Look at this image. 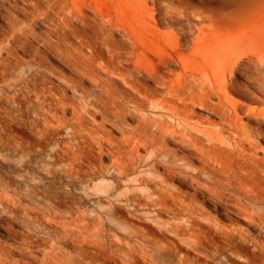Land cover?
Here are the masks:
<instances>
[{
  "label": "bare ground",
  "instance_id": "1",
  "mask_svg": "<svg viewBox=\"0 0 264 264\" xmlns=\"http://www.w3.org/2000/svg\"><path fill=\"white\" fill-rule=\"evenodd\" d=\"M25 1L53 27L45 34L27 28L12 32V47L34 45L35 38L44 48L37 47L40 60L30 62L36 71L26 76L24 90L48 106L51 126L40 132L59 121L71 127L77 144L63 145L58 156L51 155L58 178L42 184V201L30 213L33 229L17 233L8 245L0 243V264H10L15 253L42 264H109L112 256L120 264H137L140 254L161 264H171L168 258L176 255L181 264H203L213 257L233 264L241 256V242L253 246V257L243 264H264V155H259L264 133L243 121L245 103L235 97L247 95L252 81L264 94V28L252 27L260 23L248 11L257 0L226 2L237 4L234 11L212 0L200 5L177 0L211 22L196 34L162 29L163 19L180 22L185 11L177 7L172 14L169 9L170 16L158 19L149 0ZM45 49L59 54L63 66L50 62ZM54 79L64 86L61 92L52 85ZM69 88L81 100L69 97ZM70 107L74 114L69 117ZM197 108L209 109L210 115ZM263 111L249 107L247 114L261 116ZM133 112L138 119L130 124ZM215 114L220 126L212 119ZM108 122L120 130L119 137ZM104 141L117 156L113 166L120 178L107 191L108 210L101 194L100 207L91 209L80 193L90 191L98 172L84 144H99L103 150ZM25 151L32 153L29 147ZM124 180L146 190L121 192ZM199 193L207 194L214 207ZM122 202L129 213L165 218L167 230L181 242L170 238L162 246L136 233L121 236L108 227L107 218H119Z\"/></svg>",
  "mask_w": 264,
  "mask_h": 264
},
{
  "label": "rangeland",
  "instance_id": "2",
  "mask_svg": "<svg viewBox=\"0 0 264 264\" xmlns=\"http://www.w3.org/2000/svg\"><path fill=\"white\" fill-rule=\"evenodd\" d=\"M201 1L205 0H195V3L200 5L199 3ZM228 1L234 2V0H212V4L221 7L224 11L238 9L237 4L227 6L226 2ZM149 4L158 16V19H162V16L166 14L170 16L172 11L167 13L169 9L174 10L172 14H177L175 13L177 7L185 11L181 13L182 17L180 22L171 21L170 18L163 19L160 22L162 29H170L179 34L182 33L183 29H188L193 34H196L199 26H206L211 23L209 20L201 19L202 16L200 14L194 13V10L187 4L180 3L177 0H149ZM198 8L200 11H203V8L200 6ZM248 11L260 23H255L252 27L255 29L264 28V0H257L254 5L249 7ZM51 27H53V23L40 15L25 0H0V243L4 245L11 243L17 233L28 232L33 229L30 213L42 201L39 194L44 188L42 184L58 178L50 164L52 159L51 155L58 156L61 152L60 148L63 145L77 144L71 127H64L59 121H54V126L47 133L43 134L40 132V128H48L51 126V123L46 119L49 112L47 110L48 106L43 107L41 104L42 98L38 99L34 93L29 95L24 90L26 76L30 71L33 73L36 71L35 66H31L30 62L40 60L37 47L44 48L35 38L34 45H28L26 47H12L11 43V35L14 29H34L40 34H45L50 31ZM54 36L56 41L59 40L56 35ZM85 51L89 53L88 49H85ZM44 52L47 53L48 60L55 65L62 67L65 63L59 54L48 51L47 49ZM9 57L11 58L9 59ZM256 65L254 64L253 66V73L257 71ZM237 80L241 83L246 81L240 75L237 76ZM260 83L264 84V77L261 78ZM52 85L58 92H61L64 87L56 79L53 80ZM91 85V82H86L87 87H91ZM257 85L258 83L252 81L251 85L247 88V95L235 93V97L245 103L243 104L244 108L241 110L243 121L253 127H261L264 133V111L261 116L256 113L247 114L249 107H256L258 111L261 109L264 110V94L258 90ZM67 94L69 97L81 100V94H76L73 88H69ZM59 95L61 94L59 93ZM197 111L205 116L210 115L209 109L207 108H197ZM73 114V108L70 107L67 110V115L70 117ZM102 117L101 114L97 115L98 120H102ZM137 119L138 115L134 112L128 116V122L130 124H135ZM212 119L220 126L221 118L219 115H213ZM107 127L113 129L114 136L119 137L121 135L120 130L110 122L107 123ZM226 133L232 138L230 132ZM260 143L263 148L259 150V155L262 156L264 155V136L260 140ZM84 145L86 156L96 168L98 174L91 182L90 191L88 193H80L82 197L81 201L91 209L99 208L101 202L98 195L101 194L104 203L103 207L108 210L107 207H110V203L108 202L110 197L107 191L112 189L115 182L120 178L119 172L113 166L114 160H117V156L108 141H104L102 146L103 150L99 144L90 145L87 142ZM27 147L31 148V154L25 151ZM62 164L59 163L56 167L60 168ZM125 182L126 180H124V185L120 188L121 192L132 189L138 193H143L146 190L145 187L130 186ZM186 187L188 186L186 185ZM199 196L202 199H206L209 207H214L213 201L207 197V194L199 193ZM261 205L264 206V203ZM223 210L224 208L220 206V211ZM109 212L107 211L108 214ZM129 212L128 205L122 202L118 210L119 218L116 217L113 219L111 218V214L107 218L108 227L116 228L121 236H128L132 233L139 234L140 236H148L155 243L162 246L169 244L170 238L181 242L179 237L171 235V232L167 230V221L165 218L157 219L156 217L145 215L147 212ZM213 212L216 213L217 211L213 210ZM251 231L254 234L259 232L256 228H252ZM39 233L44 238H47L49 235L46 230H42ZM241 243V256H236V262L232 259L231 263L233 264H243V261H247L249 257H253V246L251 244ZM11 257L12 262L10 264L43 263L42 260L29 261V257L21 253H15ZM203 262V264H224L220 258L214 257L210 258V260L203 259ZM108 263L120 264L116 256H112L108 260ZM167 263L181 264L180 255L170 256ZM137 264L161 263L157 259L153 260L140 254L137 259Z\"/></svg>",
  "mask_w": 264,
  "mask_h": 264
}]
</instances>
